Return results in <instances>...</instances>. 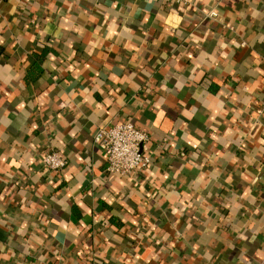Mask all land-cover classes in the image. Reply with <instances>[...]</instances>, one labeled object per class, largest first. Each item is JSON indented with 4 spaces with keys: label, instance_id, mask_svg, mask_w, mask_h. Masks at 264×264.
<instances>
[{
    "label": "crops",
    "instance_id": "0c3cea01",
    "mask_svg": "<svg viewBox=\"0 0 264 264\" xmlns=\"http://www.w3.org/2000/svg\"><path fill=\"white\" fill-rule=\"evenodd\" d=\"M0 264H264V0H0Z\"/></svg>",
    "mask_w": 264,
    "mask_h": 264
},
{
    "label": "built area",
    "instance_id": "2783aa9c",
    "mask_svg": "<svg viewBox=\"0 0 264 264\" xmlns=\"http://www.w3.org/2000/svg\"><path fill=\"white\" fill-rule=\"evenodd\" d=\"M210 15L216 16L217 12L212 10ZM148 139V132L132 122L100 126L94 137L96 145L106 156L107 171L122 176L151 164V156L143 152V145ZM42 163L48 170L61 172L66 167L67 160L59 152L50 151L42 156Z\"/></svg>",
    "mask_w": 264,
    "mask_h": 264
}]
</instances>
